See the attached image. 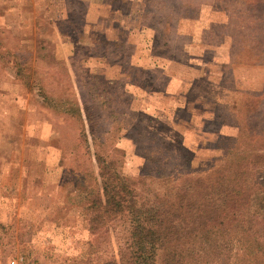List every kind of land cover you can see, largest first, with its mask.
Returning a JSON list of instances; mask_svg holds the SVG:
<instances>
[{"label": "rangeland", "instance_id": "rangeland-1", "mask_svg": "<svg viewBox=\"0 0 264 264\" xmlns=\"http://www.w3.org/2000/svg\"><path fill=\"white\" fill-rule=\"evenodd\" d=\"M252 37L264 40V0H0V264L85 254L77 187L95 153L121 151L130 178L159 152L170 171H204L243 120L258 135Z\"/></svg>", "mask_w": 264, "mask_h": 264}, {"label": "trees", "instance_id": "trees-1", "mask_svg": "<svg viewBox=\"0 0 264 264\" xmlns=\"http://www.w3.org/2000/svg\"><path fill=\"white\" fill-rule=\"evenodd\" d=\"M172 12L164 17L171 24L181 15L179 8ZM250 12L258 17L261 10ZM249 121L235 135L218 138L220 155L204 171H170L167 154L158 150L130 178L113 157L121 151L95 153L97 172L85 174L77 187L86 188L80 209L91 239L85 254L67 264H264V123L258 135H245ZM170 154L179 160L181 152Z\"/></svg>", "mask_w": 264, "mask_h": 264}, {"label": "built area", "instance_id": "built-area-1", "mask_svg": "<svg viewBox=\"0 0 264 264\" xmlns=\"http://www.w3.org/2000/svg\"><path fill=\"white\" fill-rule=\"evenodd\" d=\"M22 259H16V260H9L7 264H18V262H21Z\"/></svg>", "mask_w": 264, "mask_h": 264}, {"label": "crops", "instance_id": "crops-1", "mask_svg": "<svg viewBox=\"0 0 264 264\" xmlns=\"http://www.w3.org/2000/svg\"><path fill=\"white\" fill-rule=\"evenodd\" d=\"M228 38V37H227Z\"/></svg>", "mask_w": 264, "mask_h": 264}]
</instances>
